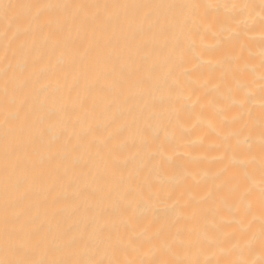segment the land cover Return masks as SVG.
Here are the masks:
<instances>
[{
	"label": "bare ground",
	"instance_id": "obj_1",
	"mask_svg": "<svg viewBox=\"0 0 264 264\" xmlns=\"http://www.w3.org/2000/svg\"><path fill=\"white\" fill-rule=\"evenodd\" d=\"M264 264V0H0V261Z\"/></svg>",
	"mask_w": 264,
	"mask_h": 264
},
{
	"label": "snow or ice",
	"instance_id": "obj_2",
	"mask_svg": "<svg viewBox=\"0 0 264 264\" xmlns=\"http://www.w3.org/2000/svg\"><path fill=\"white\" fill-rule=\"evenodd\" d=\"M0 264H46L44 261H32V262H27V261H13V260H5V261H0ZM49 264H65V262H49ZM98 264H103V261L98 262ZM119 264V262H118ZM162 264V262H161Z\"/></svg>",
	"mask_w": 264,
	"mask_h": 264
}]
</instances>
